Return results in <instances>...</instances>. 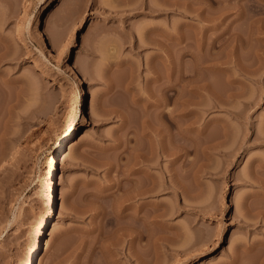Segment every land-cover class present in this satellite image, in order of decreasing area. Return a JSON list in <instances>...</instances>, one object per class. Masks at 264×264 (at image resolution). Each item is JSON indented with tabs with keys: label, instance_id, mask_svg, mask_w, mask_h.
<instances>
[{
	"label": "rangeland",
	"instance_id": "374dc122",
	"mask_svg": "<svg viewBox=\"0 0 264 264\" xmlns=\"http://www.w3.org/2000/svg\"><path fill=\"white\" fill-rule=\"evenodd\" d=\"M172 2L64 0L43 26L58 0H0V264L25 260L76 128L35 264H102L129 228L122 264H264V0ZM178 72L200 104L170 123ZM142 148L154 161L135 163ZM130 166L179 185L124 208Z\"/></svg>",
	"mask_w": 264,
	"mask_h": 264
},
{
	"label": "bare ground",
	"instance_id": "6f19581e",
	"mask_svg": "<svg viewBox=\"0 0 264 264\" xmlns=\"http://www.w3.org/2000/svg\"><path fill=\"white\" fill-rule=\"evenodd\" d=\"M63 1L64 0H58L59 4H56L57 6L55 7V9L44 17V19L42 21L43 26H48L51 23L53 16L57 12V10L59 9V7H60V5H61V3ZM170 1L172 2V0H170ZM174 1L177 2V4L179 2V0L178 1L174 0ZM92 4H93V2H92ZM174 4H176V3H174ZM178 5H180V3ZM158 8H159V6H158ZM160 9H161V7H160ZM79 25L80 24H78V26ZM163 32H164V29H162L160 31V34L161 35L165 34ZM178 34H180V33H177V35ZM131 37H133V36H131ZM178 37H179V35L177 36V39H178ZM162 40H164V39H162ZM162 40L157 41L156 42V46L159 47V48H162V50H164L163 48L166 46V44ZM157 43H158L159 46L157 45ZM164 52H165V50H164ZM161 57H162V55H161ZM167 68L169 70L168 66H167ZM170 69H172V68H170ZM171 73H172V70H169L168 73H167V78H169L171 76ZM157 78H159L158 75L153 77V79H157ZM194 81H195L194 82L195 86L191 85L190 94H189L188 97H184L182 92H181V88H182V83H181L182 82V74L180 72L177 73V76H176V78L174 80V83L162 86V99L159 101L158 104H161L164 107L166 104L172 103V107H173L172 110H171V108H170V110H168L167 114L165 113L168 122H170V123L180 122L181 123L182 120H183V117H186L189 113H191L193 111V109H192V110H188V112H186L185 109H184L183 110L184 112H183L182 109L184 108V106L187 105V104H191V105L192 104H196L198 102H199L198 104H200V101L197 102V99L199 100V98H197V96H199L198 93L200 91L198 92V90H200V87L198 89L197 86H199V84L196 86V84H197L196 79H194ZM79 90L82 93L83 92V87H81ZM216 103L217 102H215L214 104L216 105ZM198 104H196V105H198ZM217 105H218V103H217ZM176 110H177V114L175 116H172L170 114V112L176 111ZM194 121H195V119H193V120L191 119L190 123L192 124ZM143 124H144V122L142 123V125ZM76 131H77V128L74 129V131L68 129L65 133H63V135H61L59 137V140L55 143L54 149H53V151L51 153V156L49 158V163H50L49 173H48V175H49L48 178L49 179H48V182L46 184L45 193H44V200H45L44 206L46 208V215L42 216L40 218L39 222L32 227V229L30 231L32 245H30L28 247V250H27V253H26V258L21 264H35V261H36V258L38 256V253L41 250L42 236H43V232L45 230V227H47L49 225V223L52 221V219L55 216V204L57 203L56 202L55 189H56V184L58 182L55 181V177L54 176L57 173V167H62L65 164L66 157L68 155V151L74 146L73 134ZM165 146L168 147L167 145H163L161 148L158 146L160 148L159 152H160L161 156H162V154L167 152V149H169V148H166ZM168 152H169V150H168ZM146 153H147V151L145 152V150L143 148L142 149H138V151L135 154V157H136L135 158L136 160H134L135 163H141L142 162V163H147L148 164L152 160L154 161L155 158H154L153 153L151 152L152 154H149L150 156L148 154H146ZM151 155L153 157H151ZM164 155H166V154H164ZM133 165L135 166L134 163H133ZM134 166L133 167L132 166L129 167L130 168L129 169L130 172H132L134 174L135 173H140V175L139 176L135 175V176H132V177L129 176V177L126 178L125 182L133 184V185H129V184H127V185L128 186H133V187L131 189H129V190L125 189L126 192L124 191L123 194L120 195L123 198L122 201H120V202L123 203V207L124 208H128V207H130V205H132L131 204V200L132 199L138 200V199H141V198H145L149 194L150 191H152V192H153V190H156V191L158 190L159 191V190H162V189L167 188V187H173V184H175V185L178 184L179 185V183L176 182L175 180L173 181V184H171L172 182L171 183L168 182L164 178L163 175L159 176L160 178H158L156 180L152 179L151 175L149 173H147L145 170H142L138 166L137 167H134ZM127 188H130V187H127ZM142 203L144 204L146 202H142ZM155 206H157V205H154V207ZM119 213H120V215H123V216L125 215V214H123V212H122V214H121V212H119ZM119 213L116 214L117 217L120 216ZM134 215H132V216H134ZM119 218H123V217L121 216ZM136 218L137 217L134 216V220ZM121 225L118 224V226H121ZM117 227H115V228H117ZM120 228L121 227H119L118 229H120ZM122 228H124V227L122 226ZM114 230H117V229H114ZM119 231L120 232L117 231L119 237L121 236L120 233L122 235H124V234L129 235L131 233L130 232L131 231L130 228H129V234H128V230H127V233H126V231H125V233H122L121 231H124L123 229H120ZM135 234L132 237L133 239L134 238H137V239L141 238V232L137 233L136 235ZM118 235H117V237H118ZM131 235H132V233H131ZM131 235H130V237H131ZM117 237L115 238L116 240L114 238H112V241H111V238H109L111 242H113L115 240L117 243H115V241H114V243H111L113 247L111 246L112 249H109V252H107V254L105 256V260H104V262L102 264H122V262L119 261V258L115 257L116 256V251L119 250V249L117 250V246H115V245H117L118 243L121 244V241L119 240V239H121V237L119 239ZM118 241H120V242H118ZM111 244H109V245H111ZM118 248H119V246H118ZM129 253H131V252H129ZM129 253H128V255L125 258L126 262H131V255H133V254L132 253L129 254Z\"/></svg>",
	"mask_w": 264,
	"mask_h": 264
}]
</instances>
